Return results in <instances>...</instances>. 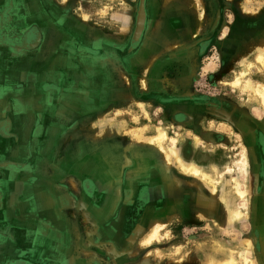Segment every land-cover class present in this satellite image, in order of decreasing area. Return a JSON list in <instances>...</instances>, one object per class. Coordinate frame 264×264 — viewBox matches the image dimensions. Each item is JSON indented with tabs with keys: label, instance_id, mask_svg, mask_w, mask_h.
I'll list each match as a JSON object with an SVG mask.
<instances>
[{
	"label": "rangeland",
	"instance_id": "obj_1",
	"mask_svg": "<svg viewBox=\"0 0 264 264\" xmlns=\"http://www.w3.org/2000/svg\"><path fill=\"white\" fill-rule=\"evenodd\" d=\"M44 2L57 8L50 7L49 16L58 22L55 30L60 42L44 44L45 52L50 51L43 61L53 79L73 92L76 87V99L84 98L90 87V98L95 99L101 84L113 90L109 100L115 98L117 83L125 93L124 108L114 123L125 136L118 172L110 170L115 163L109 162L104 173V163L99 165L97 156H92L91 176L77 180L84 210L101 211L112 197L122 199L111 202L123 216V225L114 234L108 233L107 264L121 259L120 264H244L243 256L249 257L250 264H264V221H252V200L262 183L256 162L259 155L253 152L248 165L247 144L240 131L214 116L207 118L206 113L198 123L208 119L203 129L226 139L203 147L204 138L195 127L166 120L161 102L167 89L188 97H209L219 104L228 101L231 110L252 118L253 131L264 132V105L247 85L264 84V0H145V29L135 46L140 0ZM27 16V20L21 18L30 24L24 47L32 49L41 35L35 22L44 23L41 31L47 40L52 29L46 20H36L34 12ZM52 51L54 63L48 66ZM237 77L242 83L233 85ZM172 137L177 140L174 147ZM184 140L193 142L198 151L209 149L203 173L185 170L195 164L178 153ZM171 147L176 153H170ZM148 148L154 151L149 153ZM136 149L139 153H134ZM243 154L247 160L244 174L237 164ZM237 183L245 191L244 198ZM148 187L153 188L155 200L144 210L148 203L140 196ZM244 200L245 207L241 206ZM238 210L241 214L236 218ZM145 213L154 215L147 218L151 227L140 220ZM258 214L264 216V209ZM156 220L164 225L158 238L146 244ZM17 255V251L12 254L13 262L19 260Z\"/></svg>",
	"mask_w": 264,
	"mask_h": 264
},
{
	"label": "crops",
	"instance_id": "obj_2",
	"mask_svg": "<svg viewBox=\"0 0 264 264\" xmlns=\"http://www.w3.org/2000/svg\"><path fill=\"white\" fill-rule=\"evenodd\" d=\"M48 5L44 0H0V264H12L16 251L20 264H107L108 233L123 225L111 202L122 199L112 197L101 211L84 210L78 181L91 176L92 156L104 163V173L109 162L115 163L110 170L118 172L125 136L114 123L125 93L117 83L115 98L109 100L113 90L101 84L95 99L91 87L76 99V87L73 92L53 79L43 66L50 51L44 44L54 46L60 36L58 22L49 16V8H57ZM30 12L48 22L52 36L44 38V23L35 22L40 42L27 49L30 24L21 18L27 20ZM50 58L48 66L54 54ZM150 215L140 220L151 227ZM25 251L26 257L21 255Z\"/></svg>",
	"mask_w": 264,
	"mask_h": 264
},
{
	"label": "flooded vegetation",
	"instance_id": "obj_3",
	"mask_svg": "<svg viewBox=\"0 0 264 264\" xmlns=\"http://www.w3.org/2000/svg\"><path fill=\"white\" fill-rule=\"evenodd\" d=\"M159 100H161V98H159ZM161 102H163L164 105L163 112L165 113L166 120L168 122H175L179 125H185V127H195V130L199 132L204 138L203 141L205 142V145H203V147L205 148L207 143L208 145L211 143L219 144L221 142H224L226 137L224 135H221L220 133L213 134L203 129L204 124H206L208 119L206 121L205 119L201 121V123L204 121L203 125H200L201 123L199 124L198 121L203 117L202 115L204 113L207 114V118H213L214 116L219 120H223L233 124V126L240 131V133L244 137L245 145L247 144V151L249 153L248 165L252 162L253 152L256 155H259V157L257 158L258 161L256 162L258 168V178L262 183L261 186L259 185L257 187L254 196L255 199L252 200V221L255 224L264 221V216L258 214V211L260 209H264V132L262 130H252V118L247 114H241L238 109L231 110V108H229L228 101H224L219 104L217 100L211 99L209 97H188L181 94H174L170 89H167V91L163 95V99ZM230 118L231 121H229ZM206 134L208 135L207 137H205ZM178 148L179 155L184 160H186V162L187 160H190L193 162V164L198 166L200 169L204 170L203 168H205V163L203 162V159L206 154L209 153L208 148L203 149L202 151H198L197 146H195L193 142L188 141L184 144H179ZM171 184V182H168L167 185ZM148 188L149 189L146 190L144 189L143 191L145 192H143L140 196L142 199H145L144 201L147 203L149 200H155L153 188ZM135 198V203H137L139 195H136ZM129 212L126 213V219L128 217ZM255 233H258L257 229Z\"/></svg>",
	"mask_w": 264,
	"mask_h": 264
},
{
	"label": "bare ground",
	"instance_id": "obj_4",
	"mask_svg": "<svg viewBox=\"0 0 264 264\" xmlns=\"http://www.w3.org/2000/svg\"><path fill=\"white\" fill-rule=\"evenodd\" d=\"M264 61V60H263ZM242 82H241V78L240 77H237L233 82H232V84L233 85H240ZM250 83V82H249ZM247 83V85L248 86H251V87H253L254 88V90L259 94V96L261 97V100H262V103H263V105H264V84H257L256 86H253V84L252 83ZM161 136H163V137H165V138H167V134H166V132L165 131H160V133H159ZM160 138H157V140H159ZM155 141H156V139H154ZM170 142H171V145H172V147H174L175 145H176V142H177V140H176V138H174V137H172L171 138V140H170ZM171 147V149H170V153L171 154H174V153H176V151L174 150V148H172ZM164 150V149H163ZM170 153L168 152V153H166V154H168V156H170ZM246 162H247V160H246V156H245V154H243V157H242V159H240L239 160V163L237 162V164H238V166H239V171L242 173V174H244V170H245V168H246ZM183 164V163H182ZM185 170L186 171H192V172H194V173H201L202 171H201V169L198 167V166H196V165H190V166H188V167H185ZM230 170V169H229ZM232 172V171H231ZM203 173V172H202ZM207 176V175H206ZM240 184L239 183H237V189H238V193H239V195L242 197V198H244V196H245V191H244V189L243 188H241L240 186H239ZM246 201L244 200L243 202H242V204H241V206H243V207H245L246 206ZM234 214H235V217L237 218L240 214H241V211H235L234 212ZM156 222V223H155ZM154 229H153V231H151V234L145 239V243L147 244V243H150L151 241H152V239L153 238H155V237H157L158 238V235H159V228L161 227V225H164L163 223H161L160 221H154ZM159 240V239H158ZM152 243H153V241H152ZM243 258H244V264H250V260H249V257L248 256H243ZM230 263H231V261H230ZM253 264V263H252Z\"/></svg>",
	"mask_w": 264,
	"mask_h": 264
},
{
	"label": "water",
	"instance_id": "obj_5",
	"mask_svg": "<svg viewBox=\"0 0 264 264\" xmlns=\"http://www.w3.org/2000/svg\"><path fill=\"white\" fill-rule=\"evenodd\" d=\"M145 0H140L139 3V9H138V13H137V18H136V27H135V31L133 34V46H135L136 44H138L141 41L144 29H145V15H146V10H145ZM32 34H34L32 32ZM12 264H20V260L13 262Z\"/></svg>",
	"mask_w": 264,
	"mask_h": 264
}]
</instances>
